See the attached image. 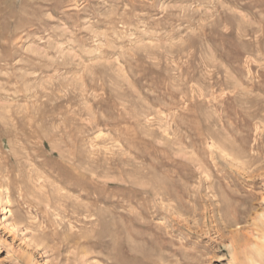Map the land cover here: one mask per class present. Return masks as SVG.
Masks as SVG:
<instances>
[{
	"label": "rangeland",
	"instance_id": "374dc122",
	"mask_svg": "<svg viewBox=\"0 0 264 264\" xmlns=\"http://www.w3.org/2000/svg\"><path fill=\"white\" fill-rule=\"evenodd\" d=\"M257 143L264 0H0V264H235Z\"/></svg>",
	"mask_w": 264,
	"mask_h": 264
},
{
	"label": "bare ground",
	"instance_id": "6f19581e",
	"mask_svg": "<svg viewBox=\"0 0 264 264\" xmlns=\"http://www.w3.org/2000/svg\"><path fill=\"white\" fill-rule=\"evenodd\" d=\"M237 149V153L232 155V160L237 163L238 171L236 176H233L235 178L234 182L231 181V185L229 183L227 187H222L220 192L221 202L218 207L223 212L224 225H238V229L231 236L229 243L236 261L235 264H264V213L259 216L260 222L252 224L254 227L251 226L250 231L246 232L243 230L244 227L241 226V223H244L252 212L255 204L254 200L258 197L253 190V185L264 180V147L257 143L249 150L251 153L238 147ZM248 173L253 179L245 180L251 188H246L242 183L243 181H240L242 174ZM230 199H234L235 203L231 204ZM241 257H243V260H241Z\"/></svg>",
	"mask_w": 264,
	"mask_h": 264
}]
</instances>
